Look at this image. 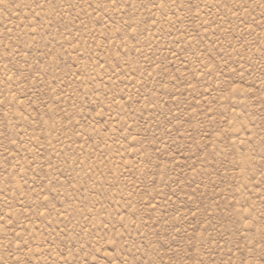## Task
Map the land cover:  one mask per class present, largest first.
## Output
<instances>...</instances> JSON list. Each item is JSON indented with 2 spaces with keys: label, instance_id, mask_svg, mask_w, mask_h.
I'll return each mask as SVG.
<instances>
[{
  "label": "rangeland",
  "instance_id": "374dc122",
  "mask_svg": "<svg viewBox=\"0 0 264 264\" xmlns=\"http://www.w3.org/2000/svg\"><path fill=\"white\" fill-rule=\"evenodd\" d=\"M0 264H264V0H0Z\"/></svg>",
  "mask_w": 264,
  "mask_h": 264
}]
</instances>
